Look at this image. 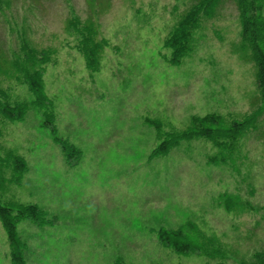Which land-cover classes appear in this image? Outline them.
I'll return each mask as SVG.
<instances>
[{"label": "rangeland", "instance_id": "374dc122", "mask_svg": "<svg viewBox=\"0 0 264 264\" xmlns=\"http://www.w3.org/2000/svg\"><path fill=\"white\" fill-rule=\"evenodd\" d=\"M196 1L0 0V101L32 100L14 63L25 62L26 48L51 51L47 114L30 106L21 121L0 116V203H34L49 218L17 224L26 264H239L264 249V109L225 163H208L218 150L203 138L150 159L159 140L148 120L164 133L194 115L229 122L261 106L235 0L202 18L181 64L163 57L165 37ZM73 19L107 42L95 72L77 49ZM51 113L54 133L80 151L70 161L53 141ZM13 155L26 163L20 183L11 180ZM188 223L211 254L158 241V229ZM0 264H11L1 223Z\"/></svg>", "mask_w": 264, "mask_h": 264}, {"label": "trees", "instance_id": "16d2710c", "mask_svg": "<svg viewBox=\"0 0 264 264\" xmlns=\"http://www.w3.org/2000/svg\"><path fill=\"white\" fill-rule=\"evenodd\" d=\"M219 0H198L193 3L173 25L163 41V48L169 54H162L170 65H179L188 56L194 47V32L202 22L203 17H211ZM240 21V38L243 49H248L250 58L256 66V84L259 90L261 106L245 115L242 119L225 121L224 117L208 113L203 116L194 115L190 124L183 130L162 132L159 122L148 120L157 131L159 142L152 149L150 159L165 155L170 149L179 145L181 141L203 138L217 148V154L208 157V163H225L227 158L233 156L236 144L242 135L255 127V122L260 112L264 109V16L262 14L263 0H235ZM78 34L77 49L85 59V65L90 72L99 68V54L107 42L104 39H95L96 32L92 24H81L73 19L69 22ZM49 49L26 48L25 62H15V68L20 71L22 81L26 83L33 99L25 102L10 104L0 101V116L10 121L23 120L30 106L38 107L42 113L47 114L51 102L44 91L43 75L45 65L51 60ZM0 89V97L2 96ZM50 125L53 127V141L60 145L67 160L80 155V151L70 145L66 140L54 133L53 114ZM73 155V156H72ZM14 175L12 182L20 183L26 171V163L21 156L13 155L10 159ZM227 210L235 207V200L225 195L222 200ZM30 219L34 224L44 225L49 222L45 212L34 203H15L4 205L0 203V223L3 226L9 245L11 264H26L24 257V243L17 233V224L22 219ZM158 241L174 252L187 254L191 252L211 254L209 251L210 240H200V232L190 223L173 229L160 228L156 231ZM209 264V263H203ZM223 264V263H218ZM239 264H264V249L252 254L250 260H241Z\"/></svg>", "mask_w": 264, "mask_h": 264}]
</instances>
